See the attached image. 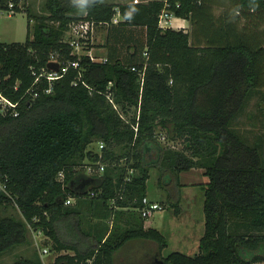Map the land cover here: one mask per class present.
Here are the masks:
<instances>
[{"label": "trees", "instance_id": "16d2710c", "mask_svg": "<svg viewBox=\"0 0 264 264\" xmlns=\"http://www.w3.org/2000/svg\"><path fill=\"white\" fill-rule=\"evenodd\" d=\"M6 1L0 0L2 9ZM44 6L42 15L27 10L23 42H0V92L19 101L18 115L0 113V206L17 207L21 217H0V257L26 243L29 225L53 241L58 254L47 264H116L117 253L132 240L149 241L161 252L165 235L144 228L139 210L150 168L160 160L159 171L165 168L176 179L194 167L208 176L199 184L204 232L198 252L172 251L161 255L163 264L264 262V160L259 147L231 127L263 84L264 0H103L87 15L76 14L70 0H45ZM130 6L138 12L127 21L123 14ZM20 9L16 5L14 12ZM163 9L189 20L190 31L160 27ZM117 12L121 18L113 22ZM79 19L106 26L105 62L71 53L64 33ZM52 54L61 65L78 59L81 75L70 67L45 93L47 80L35 79L49 70ZM29 87L38 96L26 93ZM162 129L168 141L182 140L183 147L161 144ZM97 141L105 143L108 165L92 197L75 189V166L98 159L90 148ZM59 171L65 172L63 181ZM70 195L77 203L102 202L118 220L126 210L132 223L94 240L83 230L75 203L64 205ZM62 227L73 239L62 236ZM11 264L44 263L39 256H21Z\"/></svg>", "mask_w": 264, "mask_h": 264}, {"label": "rangeland", "instance_id": "374dc122", "mask_svg": "<svg viewBox=\"0 0 264 264\" xmlns=\"http://www.w3.org/2000/svg\"><path fill=\"white\" fill-rule=\"evenodd\" d=\"M106 1L124 3L129 0ZM133 1L135 2V0ZM44 2L45 0H18L16 3L23 5L19 11L10 12L4 10L0 12V42H23L27 35V10H30L32 13L42 15L46 12ZM114 17L115 19L121 18L119 14H116ZM105 33L106 26L101 25L95 28L91 47L93 54L97 57H104L102 56L104 47L101 45L104 42ZM68 37L69 34L66 31V33H64V40H67ZM54 57L56 58V54H54ZM262 80L263 84L257 89H254L243 110L233 119L231 127L247 143L258 146L264 160V79L262 78ZM162 135L166 136L165 129H162V134H160L159 137V142L164 146L172 147L169 144L172 142L171 144L174 145L172 148L174 149H180L183 147L182 140L178 139L175 141H168L167 138L163 139ZM93 144L96 146L97 142L96 144ZM156 165L157 166H151L150 168V177L147 180V194L151 198H157L158 200L163 201L165 207L156 210L151 216L144 218L142 221L159 229L165 235L167 245L161 251L162 256H166L170 252L176 250L194 254V252L198 250H196V245L198 248L199 239L204 232V212L202 207L204 193L199 184L202 185L205 181H207L208 176L202 173V170L197 169L183 171L181 172L180 178L176 179L174 175L168 173L169 170L165 168H163L162 171L169 175H166L165 173L162 174V171H159L160 169L158 166L160 165V160L157 161ZM184 180L197 181L199 188L191 185L181 187L183 184L180 183ZM169 182L171 183L169 184ZM171 188H173V190H171ZM76 203L77 200L72 206L76 210L79 209L78 211L80 213L82 226L85 227L90 225L95 220L96 223H100V226L104 228H107L109 223H112V226H114L116 230L120 229V221L112 214H109V219L99 220L87 211L88 208L82 211V207L80 205L89 203L87 200L78 201V203ZM177 207H179V211L175 212V208ZM132 215L134 217V221L141 222V218L136 211H133ZM5 216H11L16 220H21L19 210L11 204L0 206V217ZM60 230L65 239H73L71 234L72 232H69L68 229L66 230L65 228H61ZM71 231L73 230L71 229ZM26 235V243L14 246L11 250L3 253L0 257V264H11L12 261L20 258L21 256L32 257L33 255H37L36 252L42 262L47 264L49 260L55 258L58 254L56 249L53 247V241L50 236L40 228L27 227ZM187 241H190L188 242L189 244H187L189 246L188 248L184 247ZM43 248H47L48 252L41 254ZM127 251L130 252L132 258L135 259L138 258L139 254H141L143 250L137 247H128ZM120 257L121 255L118 254L117 261H120ZM252 264H264V262H254Z\"/></svg>", "mask_w": 264, "mask_h": 264}, {"label": "built area", "instance_id": "2783aa9c", "mask_svg": "<svg viewBox=\"0 0 264 264\" xmlns=\"http://www.w3.org/2000/svg\"><path fill=\"white\" fill-rule=\"evenodd\" d=\"M137 1V0H135ZM16 5L21 8L23 7L22 4H17L15 3L14 0H7L4 9L0 7V12L7 10L10 12H14ZM116 14H119L117 12ZM173 13L167 9H163L161 13L159 14L158 17V25L162 28L166 27H171L172 26V18H173ZM118 18L115 19L113 18V22H117ZM103 25L102 23H96L93 20H88V19H79L77 21H72L67 29V33L69 34V37L65 41L68 42V44L71 46V53L76 54L78 56L81 55H86L90 58L91 61H100V62H105L107 60L106 57H97L95 54L92 52V47L88 48V45L91 44L92 39L94 38V33H95V28ZM50 61H56V58L54 57V54H52V57ZM58 69L53 70H45L40 74V77H36L35 81H39L41 77H44L47 80V87L43 89L45 93H50L52 91V86H53V81L55 79L61 78L68 70V68L73 67L78 70L79 68V60H68L67 62L63 63L62 65L58 62ZM134 69V68H133ZM78 78L81 75L80 70ZM140 81L143 83V73L140 72ZM85 86L88 87V85L83 82ZM73 84H77V82L74 80ZM17 88V84L14 86ZM26 93H29L32 95V98H35L38 96V92L34 89V87H29L26 90ZM108 98L110 101H112L110 94H107ZM113 102V101H112ZM114 104V103H113ZM18 105L19 101H13L10 98L6 97L4 94L0 92V113L1 114H10V115H18ZM114 107L117 108L116 104H114ZM139 114V110H138ZM137 114V116H138ZM121 117L127 120V118L124 116V114L120 113ZM138 118V117H137ZM129 122V120H127ZM134 130L137 131V125H133ZM162 138L165 139V135H162ZM172 143V142H171ZM169 143L172 147V145ZM97 146L98 150L96 151L98 153V159L94 161L90 160H85L83 164H79L75 166V173H84L87 176H101L103 173L105 167L108 165L104 160H103V152L102 149L105 147V143L103 141H97ZM133 172V169H129V173ZM65 177V172L64 171H59L57 173V179L60 181H63ZM129 179V177H127ZM0 187L4 189V185L0 183ZM86 192V193H85ZM82 193L88 194V196H94L97 191L93 190L91 188H87L82 190ZM115 199H111V203L113 204ZM75 203V198L73 196H68L64 200V205L69 206ZM163 208V206L155 201L150 200L146 195L141 199V205L139 207L141 216L146 218L151 216L156 210ZM29 228L32 227L31 225L28 226ZM47 253L48 249L43 248L41 251L42 253Z\"/></svg>", "mask_w": 264, "mask_h": 264}, {"label": "crops", "instance_id": "0c3cea01", "mask_svg": "<svg viewBox=\"0 0 264 264\" xmlns=\"http://www.w3.org/2000/svg\"><path fill=\"white\" fill-rule=\"evenodd\" d=\"M112 2V1H111ZM113 2H115V1H113ZM115 3H118V2H115ZM120 3H122V2H120ZM219 10H215V14L216 15H218L219 14ZM120 15V14H119ZM121 16V15H120ZM172 28H174V29H181V30H183L184 32H187V31H190V28H191V25H190V22H189V20H187V19H183V18H180V17H175V16H173V18H172ZM106 33H105V35H104V42L102 43V45L101 46H103L104 47V51H103V54H102V56H106V52H107V46H106ZM132 43V42H131ZM93 143H95L96 144V142H93ZM91 144L90 145V148H92L93 150H98V146L96 145H94V144ZM202 170L201 172L202 173H204V169L203 168H197V167H194V168H191L190 170ZM200 172V171H199ZM165 173V172H164ZM168 173H170V172H168ZM166 175H169V174H167V173H165ZM179 176H178V178H180V175H181V172L178 174ZM100 176H87L86 174H84V173H78L77 174V182H76V190H79V191H81V190H84V189H87V188H92V187H95L96 188V184H97V182H98V178H99ZM205 182H208V180L207 181H205ZM204 182V183H205ZM171 182H169V184H170ZM198 182L197 181H192V180H190V181H187V180H184V181H182L180 184H183L181 187H183V186H187V185H191V186H196V187H198V184H197ZM146 185H147V182H146ZM172 185V184H171ZM199 188V187H198ZM171 190H173V188H171ZM146 196L150 199V200H152V201H155V202H158V203H160L163 207H165V204L163 203V201H160V200H158L157 198H151V197H149L148 196V194H147V189H146ZM82 199H84V198H82ZM173 199H174V197H173ZM169 201V200H168ZM171 203H173V202H171ZM88 208V209H87ZM87 209V211L92 215V216H94V217H96V218H98L99 220H102V219H109V210H107L106 208H105V206L102 204V202H99V201H96V200H94L93 202H91V203H87V204H85V205H82V211H84V210H86ZM122 209H126V208H122ZM124 211H126V210H123V212L119 215L120 216V226H125L126 224L128 225L129 223H132V220H131V218H130V216L128 215V214H125V212ZM108 215V216H107ZM115 218H116V216L115 215H113ZM118 219V218H117ZM144 219V218H143ZM114 225V224H113ZM143 226H144V228H148V227H153V226H150V224H148V223H146V222H143ZM63 228V227H62ZM82 228H83V230L85 231V232H87L89 235H92V237H93V239L94 240H96V237L98 238V237H101V239H102V241L104 240V238L108 235V233L111 231V229L113 228V226H112V223H109V225H108V227L107 228H104V227H102V226H100V223H96L95 222V220H94V222L92 223V224H90V225H87V226H82ZM155 228V227H154ZM159 230V229H158ZM94 240H92L93 242H95ZM188 242H190V241H187L186 243H185V245H184V247H189L187 244H189ZM128 245H130L132 248H141V249H143L144 247H153V248H156L157 246L156 245H154V244H152V243H150L149 241H144V240H132V241H128L127 243H125L124 244V246L121 248V250L117 253V255H116V264H118L117 263V256H118V254L119 255H121V257H120V259H123L124 257L122 256V252L124 251V248L126 247V246H128ZM198 248H197V245H196V250H197ZM195 250V251H196ZM122 251V252H121ZM176 251H180V250H176ZM69 252H72L73 253V251L72 250H62V253H69ZM180 252H182V251H180ZM198 252V250L196 251V252H194V254H196ZM72 253H70V254H72ZM129 253V255H130V252H128ZM183 253H185V254H188V255H194V254H191V253H189V252H183ZM36 254L37 255H33L31 258H36V256L38 257L39 255H38V253L36 252ZM162 254V253H161ZM27 257V256H26ZM30 258V257H29ZM125 258H128V257H125ZM139 258V257H138ZM138 258H135V259H130L131 260V262L129 263V262H125L124 264H147V262L146 261H139V259ZM54 260V258H52L51 260H49L48 262H51V261H53Z\"/></svg>", "mask_w": 264, "mask_h": 264}, {"label": "clouds", "instance_id": "9594fccd", "mask_svg": "<svg viewBox=\"0 0 264 264\" xmlns=\"http://www.w3.org/2000/svg\"><path fill=\"white\" fill-rule=\"evenodd\" d=\"M102 3L103 0H70L71 6L75 9L76 14L78 15H87L89 9ZM137 12L138 9L136 7L130 6L128 10L124 12L123 18L127 21H131L134 19Z\"/></svg>", "mask_w": 264, "mask_h": 264}, {"label": "water", "instance_id": "95a60500", "mask_svg": "<svg viewBox=\"0 0 264 264\" xmlns=\"http://www.w3.org/2000/svg\"><path fill=\"white\" fill-rule=\"evenodd\" d=\"M58 62L50 61L48 67L53 70L58 69ZM142 253L139 254V261H146L147 264H163V259L161 258V252L158 247H144Z\"/></svg>", "mask_w": 264, "mask_h": 264}, {"label": "flooded vegetation", "instance_id": "af4514ba", "mask_svg": "<svg viewBox=\"0 0 264 264\" xmlns=\"http://www.w3.org/2000/svg\"><path fill=\"white\" fill-rule=\"evenodd\" d=\"M128 247H130V248H132L130 245H128V246H126L125 248H124V251L122 252L123 254H122V256L124 257H128V258H123V259H119L120 261H117V263L118 264H124L125 262L127 263V262H131V260L130 259H133L132 258V256L131 255H129V253H128V251H127V249H128Z\"/></svg>", "mask_w": 264, "mask_h": 264}]
</instances>
